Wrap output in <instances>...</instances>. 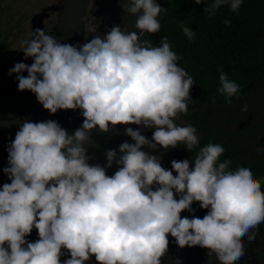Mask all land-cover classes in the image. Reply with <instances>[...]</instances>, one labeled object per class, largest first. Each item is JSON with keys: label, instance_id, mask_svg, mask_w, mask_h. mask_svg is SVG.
Segmentation results:
<instances>
[{"label": "clouds", "instance_id": "1", "mask_svg": "<svg viewBox=\"0 0 264 264\" xmlns=\"http://www.w3.org/2000/svg\"><path fill=\"white\" fill-rule=\"evenodd\" d=\"M242 3L214 0L205 14L222 6L237 12ZM123 8L137 16L139 34L114 25L101 37L96 18L84 16L93 35L83 44L62 43L41 29L21 42L34 62L9 69L19 91L35 93L44 115L80 109L85 119L71 136L55 120L26 119L9 142L3 172L10 183L0 189V264H86L93 256L97 264H162L169 235L180 248L200 246L220 264H237L245 254L243 238L253 241L250 230L264 223L261 180L250 167L231 170V160L221 162V144L201 147L194 166L192 159L173 160L171 169L142 150L197 147L196 127L175 123L188 112L195 82L178 66L166 36L160 46L139 39L160 31L166 8L155 0H123ZM182 28L194 38L191 28ZM219 79V92L231 103L240 85L223 71ZM120 124L155 131L150 140L128 127L135 143H120L119 155L108 150L106 165L90 164L84 147L89 130ZM114 164L118 170L109 175ZM197 202L207 210L202 218L192 207ZM184 211L193 215L182 217ZM33 229L35 241L28 239Z\"/></svg>", "mask_w": 264, "mask_h": 264}, {"label": "trees", "instance_id": "2", "mask_svg": "<svg viewBox=\"0 0 264 264\" xmlns=\"http://www.w3.org/2000/svg\"><path fill=\"white\" fill-rule=\"evenodd\" d=\"M213 2L204 0V3L196 4L195 0H161L159 3L166 11L158 17L160 31L141 35V43L149 40L153 46H160L166 36L179 57L178 66L186 69L193 78L195 83L190 90L188 112L182 117L186 125L196 127L199 137V144L191 151L184 144H178L174 149L158 146L157 150L145 146L143 150L157 155L162 166L171 169L173 160L192 159L194 166V158L201 147L218 143L225 148L220 161L231 160V170L250 167L264 190V0H243L237 12L222 6L215 15L205 14V8ZM226 19L231 21L229 25L224 23ZM182 25L194 31L193 39L189 40L185 35ZM18 32L21 33L22 28ZM51 36H55V30ZM221 71L240 85V92L231 98V103H227L226 95L219 92ZM200 105L208 107L202 109ZM217 114L221 119L215 116ZM221 123L226 125L219 127ZM231 124L235 127L229 129ZM229 135H233V150H230ZM119 145L112 147L118 155ZM2 164L0 162V189L4 183H10ZM192 207L197 209L195 215L201 218L207 212L198 202ZM192 215L183 212V216ZM250 233L264 237V223ZM38 238L37 230L33 229L28 239L35 241Z\"/></svg>", "mask_w": 264, "mask_h": 264}, {"label": "water", "instance_id": "3", "mask_svg": "<svg viewBox=\"0 0 264 264\" xmlns=\"http://www.w3.org/2000/svg\"><path fill=\"white\" fill-rule=\"evenodd\" d=\"M157 1L155 0V2ZM49 10L50 8H45L42 12L33 16L31 21L33 32L36 29H40L41 22L47 16ZM51 10H56L59 14L55 37L62 43L83 44L92 38L93 34L87 33L86 23L82 20L84 16H88L90 19L93 16L96 18L98 22V32L96 34L101 37L114 25H120L129 32L136 31L138 34L140 32L139 29L135 28L137 16L124 11L123 0H94V7L92 6V0H62L60 4L51 6ZM55 117L70 136L74 134L75 130L82 127L85 119L80 109H61L55 113ZM128 127H132V125L120 124L111 127L107 132L100 130L98 127L89 130L90 138L84 144L89 157L88 162L90 164L106 165V153L113 146L123 142L135 143L130 135L126 134ZM118 167L119 165L114 164L113 167L108 168V174H114ZM181 215L183 217V212ZM169 241V248L165 256L162 257V264H176L177 259L180 260L181 264H220L215 256L209 258L208 255H203L198 246L180 248L176 244L175 238L170 235ZM253 244L255 242H249L248 239H244V248L246 250H251ZM249 258L248 256L246 257V259ZM251 259L254 261L252 263L257 264L255 261L256 255ZM86 264H97L95 257L93 256ZM237 264L242 263L238 261ZM243 264H246V260Z\"/></svg>", "mask_w": 264, "mask_h": 264}, {"label": "rangeland", "instance_id": "4", "mask_svg": "<svg viewBox=\"0 0 264 264\" xmlns=\"http://www.w3.org/2000/svg\"><path fill=\"white\" fill-rule=\"evenodd\" d=\"M61 1L62 0H0V30H6L5 35L7 34L6 39L9 44H5V48H7V52L10 54L9 60L10 66L12 65L11 68L15 66L16 61H23V63L29 65L33 63L31 57L25 58L24 52L22 53L20 51L21 42L31 38L32 18L35 14L42 12L45 6H48L46 9L50 8V10L47 16L43 18L40 29L50 35L51 31L56 28L59 18L58 12L56 10H51V6H56L60 4ZM20 24L22 25L21 33L18 32V25ZM5 25L6 27H4ZM3 51H5V49ZM22 74L24 76L28 75L26 71ZM15 76H17L16 73L9 75V70H7L6 73H4L3 79H0V81L7 83L8 80L13 81ZM1 85H3V83H1ZM1 91L5 93V97L4 93H2V97L0 98V162L3 163V167H7L9 166L7 151L9 142L15 139V134L19 131L22 124L21 122L26 119V114H30L35 118L33 121L31 120L32 122H41L51 119L59 123V120L55 117V114H51L49 111L46 115H43V105L37 100L35 93L30 90H24L22 92L19 91L18 88L8 85L7 88H2ZM200 107L206 109L208 106L200 105ZM182 116H184L183 113L179 114L175 119V123L179 126H186V120ZM215 116L221 119L220 115L217 114ZM14 122L15 125L13 124ZM221 124L222 125L219 127L226 125V123ZM138 126L142 130L141 134L147 136V138L151 140L155 128H145L142 125ZM234 127L235 124H231L229 129ZM131 139L134 141L132 137ZM249 235L252 234L249 232ZM262 240L264 241V237H262ZM261 255L264 256L262 252ZM66 258L68 257L65 256L64 259Z\"/></svg>", "mask_w": 264, "mask_h": 264}, {"label": "flooded vegetation", "instance_id": "5", "mask_svg": "<svg viewBox=\"0 0 264 264\" xmlns=\"http://www.w3.org/2000/svg\"><path fill=\"white\" fill-rule=\"evenodd\" d=\"M161 0H158L157 1V3H159ZM52 5V4H51ZM50 6V5H49ZM46 7H48V6H45L44 8H46ZM21 22V21H20ZM19 26V30L18 31H20V28L22 27V25L20 24V25H18ZM4 27H6V25L4 26ZM57 27V26H56ZM56 29V28H55ZM55 29H53L52 31H51V33H50V35L52 34V32H54V30ZM2 30V29H1ZM0 30V79L2 80L3 79V77H4V73H6V71L7 70H9L10 68H11V66H10V60H9V53L7 52V48H5V44H7L8 42H7V34L5 35V33H6V30L4 31H1ZM1 33H3V34H1ZM16 33H18V32H16ZM31 34H33V26H32V24H31ZM55 34H56V30H55ZM82 35H83V33H82ZM55 37V36H54ZM9 44V43H8ZM5 49V51H3ZM16 51V50H15ZM22 53H23V51L22 50H20ZM32 58V57H31ZM33 59V58H32ZM20 62H23V61H16V63H20ZM34 62V61H33ZM1 83H3V85H1ZM18 83H19V81L17 80V76H15L14 77V80L13 81H7V83L6 82H2V81H0V98L2 97V93H4V92H2L1 90H2V88L4 89V88H7V86L8 85H11V86H14L15 88H18ZM4 97H5V93H4ZM3 99V98H2ZM1 99V100H2ZM46 110H44L43 111V115H44V112H45ZM25 117H26V119L27 120H29V121H33L35 118L33 117V116H31L30 114H26L25 115ZM25 119V120H26ZM15 121H17V120H15ZM24 122V120L21 122V123H23ZM14 125H15V122L13 123ZM133 125V124H132ZM17 126V125H16ZM134 129L135 130H139L140 132H142V130L139 128V126L137 125V126H134ZM229 138H230V150H233V148H232V141H233V135H229ZM118 144H120V143H118ZM117 144V145H118ZM240 144L241 143H239V146H240ZM116 147V146H115ZM253 235V234H252ZM254 236H255V239L253 240V243L255 242V244H253V246H252V248H251V250H249V249H247L246 250V248H244L245 249V255L243 256V258L240 260V262L243 264V262L246 260V264H254V263H252V262H254L251 258L254 256V255H256V263L258 264H264V256L263 255H261V252L264 254V242H263V240H262V238L261 237H259V235H257V234H254ZM243 239H247L246 237H244ZM199 248H200V250L202 251V254L203 255H208L207 254V251L205 250V249H203V248H201L200 246H198ZM247 252H248V254H247ZM250 257L249 259H246V257Z\"/></svg>", "mask_w": 264, "mask_h": 264}]
</instances>
